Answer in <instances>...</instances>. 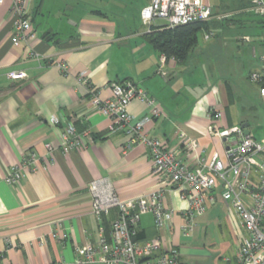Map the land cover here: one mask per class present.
Instances as JSON below:
<instances>
[{"label": "crops", "instance_id": "0c3cea01", "mask_svg": "<svg viewBox=\"0 0 264 264\" xmlns=\"http://www.w3.org/2000/svg\"><path fill=\"white\" fill-rule=\"evenodd\" d=\"M149 2H138L137 17L130 21L123 15L117 19L127 9L121 0H25L33 37L18 44L11 41V1L0 4V264H74L75 247L94 243L117 214L113 209L101 222L93 216L87 188L94 180L108 179L123 202L162 186L151 173L147 148H127V134L109 133V120L91 107V91L105 99L110 83L133 82L161 111L144 125L147 137L177 149L184 161L217 153L225 162L223 141L208 135L206 113L210 105L216 106L221 126L231 128L223 99L230 74L218 69L213 48L199 49L197 44L181 63L152 49L145 35L151 26L164 23H142L140 11ZM263 55L252 72L261 69ZM60 64H65V71ZM10 72L24 77L11 79ZM81 72H86V79L79 78ZM127 110L135 122L147 115L149 106L135 100ZM53 116L61 123L50 124ZM67 121L78 133L87 130L89 135L81 138L80 148L63 153ZM179 134L196 140L197 150L185 149ZM29 152L36 157V171L24 169V178L15 186L4 183L9 169ZM217 205L233 211L218 198L206 212ZM164 206L174 210L171 223L157 229L150 214L141 216L139 240L159 243L150 257L174 251L185 264L190 256L181 245L179 227L186 203L176 190H168ZM54 230L67 239H51ZM244 236L237 237L236 248Z\"/></svg>", "mask_w": 264, "mask_h": 264}, {"label": "built area", "instance_id": "2783aa9c", "mask_svg": "<svg viewBox=\"0 0 264 264\" xmlns=\"http://www.w3.org/2000/svg\"><path fill=\"white\" fill-rule=\"evenodd\" d=\"M4 0H0V4ZM13 44L33 37L29 13L25 0H10ZM251 11L264 22V0H252ZM212 7L205 0H150L140 11V19L146 26L155 20L164 23L166 28L185 26L206 22L211 18ZM207 40L209 37L204 36ZM249 41L247 37L241 38ZM261 69L251 72L248 79L257 84L264 92V55L261 57ZM160 64L164 65V57ZM59 68L65 71V64ZM11 79H22L24 74H8ZM86 72L79 78L86 79ZM91 90V89H90ZM140 101L149 106L145 117L133 122V116L127 108L133 101ZM91 107L109 120V133L128 135L126 147L143 145L148 150L151 173L157 176L162 186L149 194L120 201L113 184L106 178L94 180L88 184L91 196V213L101 222L111 210L117 214L106 229L101 228L97 240L87 243L82 248L75 247L74 264H181L174 251L157 257H150L159 249L155 240L140 241L137 239V226L141 216L150 214L154 227L159 229L171 223L174 210L164 206L168 190H176L186 203L181 213L180 232L186 235L192 230L194 218L202 216L207 206L215 205L219 198L228 203L241 223L245 236L240 239L231 264H264V139L256 141L243 135L240 126L223 128L222 114L214 105H210L206 116L208 135L216 136L223 141V162L217 153L210 156L194 155L190 160L178 157V150L171 149L162 141L149 138L143 133L144 125L161 115V111L144 90L131 81L122 84H109V96L100 99L91 91ZM50 124L58 125L61 120L51 117ZM88 131L78 133L71 121L64 123L63 153L81 147V138L88 137ZM185 149L196 151L198 143L194 139L179 134ZM48 151L49 144L45 145ZM36 171V157L29 152L20 164L9 169L2 179L4 183L15 186L23 178V170ZM51 239L64 241L67 235L56 230L50 234ZM43 244V240L38 242ZM2 254L0 253V259Z\"/></svg>", "mask_w": 264, "mask_h": 264}, {"label": "rangeland", "instance_id": "374dc122", "mask_svg": "<svg viewBox=\"0 0 264 264\" xmlns=\"http://www.w3.org/2000/svg\"><path fill=\"white\" fill-rule=\"evenodd\" d=\"M121 1L127 9L116 18L123 15L131 21L137 17L140 5L137 3L143 0ZM208 2L213 7V15L205 22L208 29L197 36L198 48H213L210 52L218 59V69L223 68L230 74L226 75L223 99L231 127L247 124L249 136L261 141L264 139V92L259 85L251 83L248 76L256 69L259 56L264 54V26L260 23L263 20L251 11L252 0ZM203 35L209 38L206 40ZM242 37L249 41H241ZM237 219L233 211L220 205L195 217L192 230L186 235L180 232L185 255L190 256L185 264H231L236 239L245 233Z\"/></svg>", "mask_w": 264, "mask_h": 264}, {"label": "trees", "instance_id": "16d2710c", "mask_svg": "<svg viewBox=\"0 0 264 264\" xmlns=\"http://www.w3.org/2000/svg\"><path fill=\"white\" fill-rule=\"evenodd\" d=\"M205 29H208V25L205 22L173 28L151 26L150 32L145 35V40L156 52L164 55L166 58H174L177 62L181 63L195 49L197 46V36L199 33L205 31ZM126 81H115V83L122 84ZM137 239H139V235H137Z\"/></svg>", "mask_w": 264, "mask_h": 264}, {"label": "water", "instance_id": "95a60500", "mask_svg": "<svg viewBox=\"0 0 264 264\" xmlns=\"http://www.w3.org/2000/svg\"><path fill=\"white\" fill-rule=\"evenodd\" d=\"M240 127L243 129V135L245 137H249V132H248V129H247V124H242V125H240Z\"/></svg>", "mask_w": 264, "mask_h": 264}]
</instances>
